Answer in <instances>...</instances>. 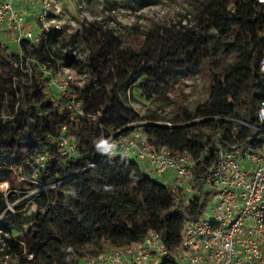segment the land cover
<instances>
[{
  "label": "trees",
  "instance_id": "16d2710c",
  "mask_svg": "<svg viewBox=\"0 0 264 264\" xmlns=\"http://www.w3.org/2000/svg\"><path fill=\"white\" fill-rule=\"evenodd\" d=\"M153 2L109 0V10L140 11ZM107 19L75 32L52 25L36 34L39 43L24 40L18 50L0 40V186L8 185L0 188V264H82L108 246L142 242L150 231L162 234L168 252L160 264H180L186 226L205 215L212 199L205 178L218 165V144L262 149L263 5L193 0L188 23L158 25L132 39ZM62 66L83 77L67 92L53 88L42 71L56 74ZM205 67L209 95L195 111L181 107L169 119L144 118L129 105L135 93L168 101L183 78ZM73 97L86 114L72 120L67 102ZM133 124H142L153 143L194 159L191 197L149 177L138 159L100 153L104 139ZM63 138L73 154L62 153ZM37 155L47 158L42 167ZM34 172L46 189L10 210L37 188Z\"/></svg>",
  "mask_w": 264,
  "mask_h": 264
},
{
  "label": "built area",
  "instance_id": "2783aa9c",
  "mask_svg": "<svg viewBox=\"0 0 264 264\" xmlns=\"http://www.w3.org/2000/svg\"><path fill=\"white\" fill-rule=\"evenodd\" d=\"M264 6V0H256ZM18 3L41 8L38 15L43 30L52 25L60 26L50 19L53 12L52 0H0V31L13 33L18 49L24 40L31 44L40 38L26 28V20ZM260 69L264 73V56ZM49 76L50 85L59 92L72 90L69 77L60 71ZM71 119L84 116L86 110L81 100L73 97L67 102ZM257 118L264 122V100L261 101ZM244 125L257 131L259 127ZM142 124H133L119 130L103 140L100 153L111 157H135L146 163L158 175L172 174L177 188L191 189L194 159L189 155H174L166 147L153 143L139 130ZM172 127L171 123H161ZM67 129L63 128V132ZM129 132H124V131ZM64 155L74 153V146L67 139L59 140ZM219 162L206 175V184L211 188L215 200L211 219L202 216L191 220L185 229L180 248V264H264V139L260 152L250 150L230 151L218 144ZM47 158L35 157V163L43 166ZM193 192V191H192ZM168 254L161 233L150 231L139 243L124 248L108 246L96 257H88L85 264H160Z\"/></svg>",
  "mask_w": 264,
  "mask_h": 264
},
{
  "label": "rangeland",
  "instance_id": "374dc122",
  "mask_svg": "<svg viewBox=\"0 0 264 264\" xmlns=\"http://www.w3.org/2000/svg\"><path fill=\"white\" fill-rule=\"evenodd\" d=\"M192 1L193 0H154L148 7L140 11L123 9L111 11L109 10V0H52L53 12L50 15V19L55 20L59 26L66 27L69 32H75L83 24L110 18L106 20L110 26L115 27L120 33L132 39L134 37L145 36L149 29L158 25L166 29L171 28L174 23L179 21H182L183 24L188 23V16L192 11ZM30 6V9L25 7L24 10H21L26 20V28L30 29L34 34H39L42 32L38 19L41 8L35 5ZM13 37V33L6 32L4 34L0 31V40L11 49L18 50L17 45L12 39ZM80 58L82 62L86 59L85 55L82 53ZM233 61L234 57L227 58L228 63ZM60 72L64 76L69 77L73 88L81 84L83 77L77 72L67 69L64 66L60 68ZM209 90L210 78L205 67L198 76L194 78H183L171 92L168 101L153 100L150 102L145 100L139 93H135V99H131L129 105L144 118L156 115L169 119L178 113L181 107H185L190 111H195L199 104L207 100ZM139 130L144 132V129L141 127ZM132 159L136 160L135 157H132ZM35 165L41 166L37 163H35ZM140 165L144 172L155 181L164 185L173 184L172 174L161 176L146 163L140 161ZM30 178L36 182L37 188L30 191L29 194L21 198L16 204L10 205V210L13 211L15 206L23 202H31L40 191L46 189L39 181L37 172L32 173ZM0 188L6 191L8 185H1ZM208 189L211 191L209 186ZM186 192L189 197L193 195L190 189H186ZM214 204L215 200L211 199L204 215L205 218L211 219ZM82 264L85 263L83 262Z\"/></svg>",
  "mask_w": 264,
  "mask_h": 264
},
{
  "label": "crops",
  "instance_id": "0c3cea01",
  "mask_svg": "<svg viewBox=\"0 0 264 264\" xmlns=\"http://www.w3.org/2000/svg\"><path fill=\"white\" fill-rule=\"evenodd\" d=\"M16 7L18 8V9H20V10H24V8L26 7V8H31V6L30 5H23V4H21V3H18L17 5H16ZM28 29V28H27Z\"/></svg>",
  "mask_w": 264,
  "mask_h": 264
}]
</instances>
